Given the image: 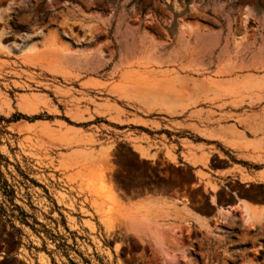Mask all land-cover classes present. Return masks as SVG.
I'll list each match as a JSON object with an SVG mask.
<instances>
[{
	"label": "rangeland",
	"instance_id": "374dc122",
	"mask_svg": "<svg viewBox=\"0 0 264 264\" xmlns=\"http://www.w3.org/2000/svg\"><path fill=\"white\" fill-rule=\"evenodd\" d=\"M182 80L208 89L148 94ZM263 121L264 0H0V242L18 248L0 264H264V223L235 205L264 189L199 170L188 188L173 154L261 167ZM180 190L201 223L155 232L145 200Z\"/></svg>",
	"mask_w": 264,
	"mask_h": 264
},
{
	"label": "crops",
	"instance_id": "0c3cea01",
	"mask_svg": "<svg viewBox=\"0 0 264 264\" xmlns=\"http://www.w3.org/2000/svg\"><path fill=\"white\" fill-rule=\"evenodd\" d=\"M175 145L179 144V145H184V147L181 148V150L177 151V150H173V154L175 155L176 160H181L180 162L178 161L177 164H180L181 166L185 167L186 169H188L189 172V186L188 188H191V184L193 183V180L196 179L198 180V175H197V171H201L204 172L206 174L210 175V178L212 179H221V178H225L227 179L229 176L236 174L237 175V179L238 181L242 184V185H254V186H261L264 189V164L261 167L258 168H246L242 165H238V164H232L231 166L228 167H223L217 170H212L208 167V164L210 163H202L200 161L201 158V153L202 150L201 148V142H197V141H193L190 139H186V141H184V143H182L181 141L178 142H174ZM166 146L168 147V144L166 143ZM140 147L147 151L149 154H152L153 152H156V150H154L152 148L147 149L146 144L141 143ZM185 151V153L187 155H189L191 157V160H185L182 156H181V151ZM131 150L134 151L136 153V156L138 158H140L141 160H149L150 157H143L139 154V152L137 150H135L133 147H131ZM171 150V149H170ZM66 153H68L69 151H65ZM203 152H206L205 150ZM161 153H164V149L161 150ZM262 156V155H260ZM166 161L169 164L174 165L173 161L171 160H167ZM252 162H258V161H252ZM239 166L240 168L243 169V171L241 172V176L240 177V173L238 171V169H235L234 166ZM205 179H203L204 182ZM211 191V189H209ZM183 195V191L180 190L179 192H177V194H171L170 196H167L168 201L172 204V209L175 211L174 214H176L178 217H188L189 215H191L193 218H199L196 214H194L193 212L197 213L196 211H194L193 209H191L189 206V208L193 211L191 212L188 207L186 206V202L184 201H180L179 198H182ZM238 200H244L245 202H247L252 209L254 208V210H259L260 213V222L264 223V197H258L255 199H248V198H238ZM181 202V203H180ZM208 204L213 205V203L210 200H207ZM190 204V202H189ZM219 206L217 205L216 208H218ZM181 208V209H180ZM183 208V209H182ZM257 208V209H255ZM178 209V210H177ZM215 209V207H214ZM224 210V207H223ZM198 214V213H197ZM200 215V214H198ZM201 216V215H200ZM3 217V216H1ZM209 223V227L211 228V225L213 224V220H207ZM200 232H205L204 230L200 231ZM206 233V232H205ZM209 234H215V231L211 230L208 232ZM17 249L14 251H8L7 249L4 248V241L0 242V259H4V258H9V257H15L17 255Z\"/></svg>",
	"mask_w": 264,
	"mask_h": 264
},
{
	"label": "bare ground",
	"instance_id": "6f19581e",
	"mask_svg": "<svg viewBox=\"0 0 264 264\" xmlns=\"http://www.w3.org/2000/svg\"><path fill=\"white\" fill-rule=\"evenodd\" d=\"M59 50V48H58ZM50 51H48V54ZM55 56L59 59L62 60V57L63 55L59 52H56ZM60 60V62H61ZM56 61V60H55ZM59 61V60H58ZM171 82V81H170ZM168 82V83H170ZM167 84V83H166ZM188 84V83H187ZM209 84V83H208ZM141 88V87H140ZM143 88V87H142ZM146 88V87H145ZM145 88H144V92H145ZM134 89V88H133ZM149 89V87L147 88ZM208 89V85L205 83H197V84H191L190 86H187L186 83L182 80L176 84L172 83V84H168V85H165V86H155L153 88H151V90L149 89V91H146L148 94H151L153 95V97L155 96L158 100L162 101V102H183L185 103L186 101L192 99L196 94L198 95V93L200 92H204L205 90ZM132 90V89H131ZM142 90V89H140ZM143 92V91H142ZM136 93V92H135ZM138 93H141V92H138ZM146 93H144L145 95ZM135 95V94H133ZM140 95H143V94H140ZM142 99V98H141ZM182 103V104H183ZM154 105V104H153ZM264 123V121H263ZM252 124V123H250ZM254 125V124H252ZM221 130L223 129L222 127H220ZM219 129V128H218ZM225 131L227 130V128H224ZM232 128H230L231 130ZM220 130V129H219ZM233 130V129H232ZM231 130V132H232ZM235 130V129H234ZM228 131V130H227ZM227 131H226V134H227ZM236 131V130H235ZM220 132V131H219ZM221 134H223L222 132H220ZM229 133V132H228ZM233 133V132H232ZM231 133V134H232ZM235 133V132H234ZM237 133V131H236ZM242 133V132H240ZM239 133V134H240ZM213 135V134H212ZM227 136V135H226ZM228 136H231L230 134ZM233 138H236L235 135L233 134L232 135ZM239 136V135H238ZM226 139V138H225ZM224 139V140H225ZM108 188L110 190L109 191H112L113 194L115 193L114 189L111 187V184L109 183L108 184ZM115 195V194H114ZM146 201V204L143 205L144 208H146V210L148 211V213L146 212H143L141 210V212H143L142 214H144L145 216V219L146 221H148L149 225L150 223L153 225L154 228V231L157 232V231H160L162 232H168L169 234L173 235V234H177V230L182 226H187L186 223H182L181 221H178V219L175 218V216H173V213L175 212L173 209H172V204L169 202L166 203L167 201H164L165 202V206H167V204L169 205L167 208L163 207L159 201H157V199H148V200H145ZM159 205H158V203ZM181 203V202H180ZM239 204V205H238ZM248 203L245 202L244 200H238L235 205H238L240 206V208L242 209V217H243V221L245 223H260V211L259 210H254V208L252 209L249 205H247ZM159 206H162L161 208H159ZM264 207V206H263ZM181 209V208H180ZM183 209V208H182ZM257 209V208H255ZM178 210V209H177ZM225 211H228V209H226ZM143 216V215H142ZM142 218V217H141ZM188 218H190L191 220H194V221H198L199 219L197 218H193L191 215L188 216ZM144 218H142L143 220ZM145 221V222H146ZM199 223H201V221L199 220L198 221ZM147 223V222H146ZM257 223V224H258ZM151 225V226H152ZM157 230V231H156ZM151 236V235H150ZM158 237V235H157ZM151 238H154L153 236ZM180 258V257H179ZM185 259V258H184Z\"/></svg>",
	"mask_w": 264,
	"mask_h": 264
},
{
	"label": "trees",
	"instance_id": "16d2710c",
	"mask_svg": "<svg viewBox=\"0 0 264 264\" xmlns=\"http://www.w3.org/2000/svg\"><path fill=\"white\" fill-rule=\"evenodd\" d=\"M19 115H20V114H19ZM33 118H34V119H37V118H38V116L34 115V116H33Z\"/></svg>",
	"mask_w": 264,
	"mask_h": 264
}]
</instances>
